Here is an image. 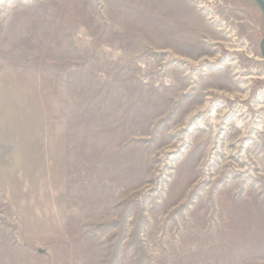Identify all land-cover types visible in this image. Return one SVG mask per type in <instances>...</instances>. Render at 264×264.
<instances>
[{
	"label": "rangeland",
	"instance_id": "rangeland-1",
	"mask_svg": "<svg viewBox=\"0 0 264 264\" xmlns=\"http://www.w3.org/2000/svg\"><path fill=\"white\" fill-rule=\"evenodd\" d=\"M263 39L254 0H0V264H264Z\"/></svg>",
	"mask_w": 264,
	"mask_h": 264
},
{
	"label": "bare ground",
	"instance_id": "bare-ground-1",
	"mask_svg": "<svg viewBox=\"0 0 264 264\" xmlns=\"http://www.w3.org/2000/svg\"><path fill=\"white\" fill-rule=\"evenodd\" d=\"M227 47L230 48L229 45H227ZM230 49H232V48H230ZM232 50H235V49H232ZM230 51H231V50H230ZM230 97L232 98L233 96L231 95ZM205 109H206V106L201 107V109H199V111H205ZM240 112H242V110H237V111H236V113H239V114H238L239 116H240L244 111H243L242 113H240ZM239 116H237V118H238V120H237V122H238L237 127L240 128V129L242 130V132H243V135L241 136V139H243V138H254V137H253L254 135H250L251 132H252L253 130H251V131L248 130V128H246L245 125H243V122H242L243 119H240ZM211 118H212V121H213L212 123L218 125V123H217L218 121H217V119H216V117H215V112L212 114ZM218 118H219V117H218ZM241 120H242V121H241ZM240 121H241V122H240ZM199 125H200V124H199ZM217 125H216V126L214 125V127H215V128H218ZM200 127L205 128L204 124H202V123H201ZM253 129H257V131H258V128H257V127H256V128L253 127ZM255 134H256V133H255ZM255 138H257L256 135H255ZM246 143H247V142H245V144H246ZM240 147H241V146H240ZM242 147H243V146H242ZM246 147H248V145L245 146V148H246ZM213 148H214V147H212V149H213ZM250 148H251V147H250ZM251 158H252V157H251ZM247 161H248V163H249V162H252V164H255V163H256L253 159H250V158L246 155V157L244 158V162L246 163Z\"/></svg>",
	"mask_w": 264,
	"mask_h": 264
},
{
	"label": "crops",
	"instance_id": "crops-1",
	"mask_svg": "<svg viewBox=\"0 0 264 264\" xmlns=\"http://www.w3.org/2000/svg\"><path fill=\"white\" fill-rule=\"evenodd\" d=\"M8 79V78H7ZM7 79H5V80H7ZM12 78H10V79H8V82L9 83H11L12 82V80H11ZM6 87V86H5ZM10 92H12V90L11 91H9L8 90V88L6 89V88H4L3 90H0V93H4V95H6V100H2V102H5L6 104H7V106H9V98H10ZM7 116V113H4L1 117H0V122L2 121V122H4L5 121V119L7 118L6 117Z\"/></svg>",
	"mask_w": 264,
	"mask_h": 264
},
{
	"label": "water",
	"instance_id": "water-1",
	"mask_svg": "<svg viewBox=\"0 0 264 264\" xmlns=\"http://www.w3.org/2000/svg\"><path fill=\"white\" fill-rule=\"evenodd\" d=\"M254 1H256V3L259 5V7L264 13V0H254ZM260 47H261L262 60L264 61V39L262 40Z\"/></svg>",
	"mask_w": 264,
	"mask_h": 264
}]
</instances>
